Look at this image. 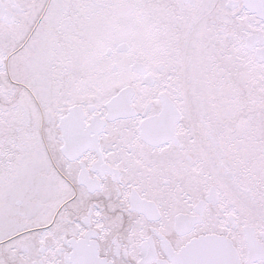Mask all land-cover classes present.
Returning <instances> with one entry per match:
<instances>
[{"label": "snow or ice", "instance_id": "6c2138e0", "mask_svg": "<svg viewBox=\"0 0 264 264\" xmlns=\"http://www.w3.org/2000/svg\"><path fill=\"white\" fill-rule=\"evenodd\" d=\"M0 264H264V0H0Z\"/></svg>", "mask_w": 264, "mask_h": 264}]
</instances>
